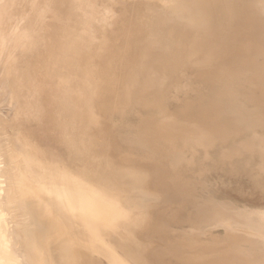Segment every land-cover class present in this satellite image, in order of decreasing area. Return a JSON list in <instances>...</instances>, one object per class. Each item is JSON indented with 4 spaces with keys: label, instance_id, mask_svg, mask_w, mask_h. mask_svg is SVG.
Masks as SVG:
<instances>
[{
    "label": "bare ground",
    "instance_id": "6f19581e",
    "mask_svg": "<svg viewBox=\"0 0 264 264\" xmlns=\"http://www.w3.org/2000/svg\"><path fill=\"white\" fill-rule=\"evenodd\" d=\"M136 41L144 48L136 49ZM187 55L195 58L199 78L209 65L232 64L251 69L264 85V0H0V264H155L161 257L185 263L220 259L241 246L251 250L232 264H260L264 208L210 196L190 207L205 214L199 227L170 225L167 210L194 200L186 180L192 172L222 169L238 176L254 171L251 156L264 163V116L246 124L214 122L219 107L195 87L170 108V87L181 82ZM42 61L47 73L59 63L68 76H56L57 82L56 71L49 77L44 71L37 77L33 67ZM41 76L45 82L38 81ZM64 81L73 88L62 91ZM122 91L134 101L137 118L142 116L138 135L117 136L122 122L96 117L111 98H123ZM49 92L55 107L62 106L60 115L47 107ZM86 102L92 106L86 108ZM62 114L72 120L67 122L88 124V140L104 156L117 159L110 153L134 138L140 153L117 163L139 160L143 152L152 157L166 152L171 157L160 165L171 162L167 168L176 173L140 186L147 176L134 175L127 160L114 171H123V180L135 187L105 183V172L79 166V158L50 132L47 117L59 127ZM256 169L262 192L264 165ZM218 228L225 234H214Z\"/></svg>",
    "mask_w": 264,
    "mask_h": 264
},
{
    "label": "rangeland",
    "instance_id": "374dc122",
    "mask_svg": "<svg viewBox=\"0 0 264 264\" xmlns=\"http://www.w3.org/2000/svg\"><path fill=\"white\" fill-rule=\"evenodd\" d=\"M38 32H40V29H38ZM79 32L82 33L85 31L79 29ZM96 32L93 31L92 33L96 34ZM109 33L111 34V32H109ZM109 33L107 32V34H109ZM97 34H98V32H97ZM160 34L163 35V34H165V32L162 31ZM118 42H119L118 44L121 45V41H118ZM136 43L138 45H136ZM39 44L40 43L37 42L36 46H38ZM118 44L116 45V48H118V49L121 47L122 48L125 47V46H118ZM134 46L138 47L136 49L141 50V48L142 49L144 48V43L141 45L140 41H136ZM35 47H33V48H35ZM164 50L165 49H161V53L165 52V53L169 54V57L171 58L170 53H168ZM166 55L164 58H166V57L168 58V55L167 56ZM188 55L185 56V58L183 60L184 67L180 68V74L182 77L181 82H175L170 87L169 93L171 95V103H170L171 109H173L176 104L183 103V101L185 99L183 97H185V94L186 93L191 94L192 93V87H195L197 89H202L206 92V94L209 96V99L207 102L212 101L215 104H217V106L219 107V111H218V114L215 115L214 122L220 121L221 123H224L226 125H230L234 121H239L242 124H246L252 120H255L256 118H258L260 116H264V85L255 77V75L253 74L251 69L238 68V67L233 66L232 64L209 65L203 71L204 72V75H203L204 79H203V78H199L197 76V71L199 69H197V66L195 65V63H196L195 58L189 57ZM107 59H109V58L106 57V59H102V60H103V62H105L104 60L107 61ZM41 63L42 64H40V62L36 63V64H34V67H33V70L38 73L37 77L42 75L41 73H43L46 70L45 61H42ZM39 64L41 66H43V67L45 66V67L42 69ZM37 67H39V68H37ZM53 67H55V68L57 67L56 69L54 68V70H53V71H56V73L53 71L51 73L50 72L47 73L48 71H45L47 74H45V72H44L43 76L47 75V77H49L51 74H53L52 76H54V73H55V77L60 75L59 77H61V79H64V77L68 73V72H66L67 70L65 69L62 71L61 64L59 65V63H55L53 65ZM185 67H187V68H185ZM37 69L39 71H37ZM40 70H42V71H40ZM58 71L60 72V74L57 73ZM63 73H66V74H64V76H63L62 75ZM144 74L151 75V74H147V72H144ZM144 74H142L141 77L145 76ZM152 74H154V72H152ZM43 76L38 78L39 82H45V80L41 79ZM57 79L58 78L56 77L55 80L58 82ZM60 85H61L60 88L62 91H67L69 88H73L66 81L62 82ZM122 92H124V91H122ZM124 93L123 94L121 93V95H123V98H122V96L121 97L115 96L116 98H111V100H114L113 103L116 101L114 103V106L112 105L113 103L109 104V105H111L110 107L107 106L106 109L102 110V112H101L102 116L98 114V115H96V117H101L102 119L108 120L109 122H116V121L122 122V125L124 127L123 128L117 127V130H116L117 136L118 135L119 136L124 135L125 133L134 132V131L138 135V130L140 128L139 121H140V118L142 116H140V118H137V116L134 114V112L138 109L131 108L133 106L134 101L131 100L130 98L128 100V98L125 97V96L128 97V93H127V95H126V93L125 94ZM50 94H51V92L48 93L47 98H46L47 103H49V104H47L48 105L47 107L48 108H56L55 110H57L58 115H60L61 112H63L62 106L56 103L57 106L55 107L54 103L51 102L52 99L50 98ZM119 98H121V99H119ZM124 98H125V100H124ZM119 101L124 106L120 105L121 107H119L118 105L121 104ZM128 101H131V104H130L131 106L129 105ZM106 102H110V98ZM126 102L128 103V105L130 107L126 104ZM86 104H85L86 108L89 107V105L92 106V104H89L87 102H86ZM112 106L114 108H112ZM123 107L125 109H123ZM119 109H120V111H119ZM128 109H130V111L128 114L125 115V113H123V111H126ZM96 111H99V110H96ZM121 113H123V114H121ZM149 113H150L149 115H151L153 112H149ZM199 113H200V110L199 111L197 110V114H199ZM103 115H104V118H103ZM64 117H65V114L64 115L62 114L60 117L61 122L64 123V124L61 123V125L59 126L60 129H59V127L54 125V123L51 121V119L49 117H47L48 122L49 123L51 122L50 132L52 131L51 133L54 136L55 140L60 145L64 146L71 156L73 155V156H76L79 158V161H77L79 166H81V164H83L85 166H90L93 169V171L102 170L103 172H105L104 178L107 179V180H105L106 181L105 183L112 184L113 182H110V181H117L118 182L120 180L119 182H121L122 184L124 181L125 185L135 187L134 185L127 182L126 180H123V177H124V175H122L124 173L123 171L115 172L116 170L120 169V168L118 169L119 165L121 166V164L122 165L125 164L124 161H127V160H129V164H131L132 162L134 163V164L132 163V165H134V167H135L133 169L134 175L137 174L138 177L139 176L141 177V175H142V177L147 176V178H144V179L141 177L143 180H142V183L140 184V186H145L148 183V181H150L149 179L151 177H152L151 180H153V181L154 180L156 181V179L158 181H163L164 179H166L167 177L172 175L171 172H174V174L176 173V171H174L172 169V167L167 168L168 165L167 166L166 165H160L163 163L167 164L169 159H170L169 157H171V156H169L168 153L166 154V152L162 156H161V154H156L155 157L154 156L152 157V155L149 156L145 152H143V156H140L141 159L138 158L139 160H136L137 158H135L134 161H132L131 159L125 160L126 158H130L131 154H133V152L140 153L139 151L137 152L134 148V145L132 142V141H134V138H131L128 140V142H129L128 145H126L124 147L121 146L117 149V151H114V153H110L111 155L119 156L117 159L104 156L103 151L101 150L100 147L96 146L94 143L91 144L89 142V140H88V127H89V125L88 124H87V126L83 123H81V124L79 123V125H77L78 123L73 124L74 122H67L69 119L67 118L65 120ZM63 119H64V121H63ZM69 121H72V120H69ZM76 126H77V128H76ZM64 127H65V129H64ZM67 127H69V128H67ZM73 127H75V128H73ZM69 130H71L70 131L71 134H70ZM59 131H61V132H59ZM123 132H125V133H123ZM145 132H147V131H145ZM60 133L63 136L64 135L65 136L58 138V135ZM148 133L149 132H147V134ZM261 135L262 134L257 135L258 138L255 139V145L257 147L259 146L258 144L260 143ZM238 143L240 144L242 142L239 141ZM238 153H240V152H238ZM201 154H202V152H201ZM146 155L148 157H146ZM165 155H167V157H165ZM170 155H171V153H170ZM205 155H206V153L204 152V155H200L199 159L204 160ZM123 156L126 157V158H123V160H124L123 163H122V160H120L121 162L119 161L120 164L117 163V161L120 158H122ZM240 156H242V157L246 156L247 157V155H243L241 153H240ZM254 156H256V157H254ZM143 157L147 158V159L145 158V160H144L146 162L144 164V166H146V164H148L150 166L152 164H155V165H153V167L151 166L153 169H151V170L148 169V171H147L146 169L143 168L144 167L143 166L144 162L142 159ZM257 157H259V156L253 155L250 157V159L252 158L251 160H253L252 163H254V165H253V167L255 168L254 171L250 172V170H248V171L245 170V171H242L241 173H239L238 176L232 175V174H230L227 171L222 170V169L212 170L210 175L209 174L203 175V173H205V172L200 171V169H198L199 171L196 170V171L192 172V177H190L191 175H189L188 177H186L187 178L186 180H187L188 184H190V186L193 189V192L195 195L194 200H192V202L188 203V205H187L188 207L187 206H181L180 207V206L175 205V206H172V210H167V214L171 217V221H169L170 225L175 227V228H184V229H186V227L189 225L199 227V225H201L203 223V219L205 217V214L201 213V212H195V211H193V209H190V207L195 206V204L200 202L202 200V198L204 199V198L210 197V196H214V198H220L224 202L238 203L240 205H249V206H255V207L258 206V207L264 208V190H262V192H261V189L258 188V186L256 185V180L262 176V174L260 172H258L257 171L258 169H256V168H260L262 165H264V163L262 162V159H260V157L259 158H257ZM156 158H157V160H155ZM163 158H167V159H164V161H163ZM217 158L219 159L221 157L218 156ZM217 158H215L216 159L215 161L218 160ZM148 159L150 161L152 159L153 162L147 163L146 160H148ZM199 159H197V161L202 162V161H199ZM135 160H136V163H135ZM140 160H142V162ZM223 160L221 159V162L223 161L224 163L222 162L223 163L222 164L220 162V164H222V166H225V168H226V166L228 167L229 164L225 165V163H227V162L225 159H223ZM130 161H131V163H130ZM139 162L142 164L143 167L141 166V164ZM116 163L118 166L117 168H116ZM135 164H136V166H135ZM172 164L173 163L170 162L169 166ZM157 166L159 168H156ZM161 167L165 168V170L164 169L162 170ZM141 168H143L144 170ZM157 169H158V171H157ZM139 170H141L142 172ZM144 171H145V173H143ZM149 171H150V173H149ZM166 171L167 172L170 171L169 175ZM110 172H113V175ZM147 173H148V175H147ZM187 174H189V173H187ZM148 176H149V178H148ZM117 178H118V180H117ZM146 179L148 181H146ZM214 234L224 235L225 233L223 231V228H218V229L214 230ZM247 250L250 252L251 248H248L246 246L245 247L241 246V247L237 248L236 251L227 252V253L223 254L220 257V259H218V258H206L203 260L202 259L201 260H191L190 259L188 262H185V263H177L170 257H161V258H159V261L155 262V264H232L233 262H237L239 256L244 254ZM260 264H264V259L260 262Z\"/></svg>",
    "mask_w": 264,
    "mask_h": 264
},
{
    "label": "water",
    "instance_id": "95a60500",
    "mask_svg": "<svg viewBox=\"0 0 264 264\" xmlns=\"http://www.w3.org/2000/svg\"><path fill=\"white\" fill-rule=\"evenodd\" d=\"M138 196H139L140 198H142V197H144L145 195H143V194H139Z\"/></svg>",
    "mask_w": 264,
    "mask_h": 264
}]
</instances>
